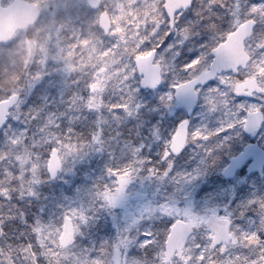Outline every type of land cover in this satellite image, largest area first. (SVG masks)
<instances>
[{"label":"snow or ice","instance_id":"1","mask_svg":"<svg viewBox=\"0 0 264 264\" xmlns=\"http://www.w3.org/2000/svg\"><path fill=\"white\" fill-rule=\"evenodd\" d=\"M156 7L159 16L154 30L146 33L147 39L137 49L150 53V62L138 69L129 57L123 79L96 91L80 82L72 88L61 83L59 100L51 103L62 110H49L46 94L40 104L23 109V97L35 90V81L15 89V95L0 97V264H264V193H253L234 206L231 201L212 203L200 212L192 210L186 195L181 204L179 195L215 163L217 151L232 139L233 132H253L257 117L259 127H264V0H177L171 10L158 0ZM204 33L209 34L207 40ZM185 55L188 58L181 59ZM165 79L168 91L159 93L160 105L169 107L174 96H189L192 102H201V123L181 119L165 139L156 162L142 154L143 143L127 142L129 158L105 166L110 184L97 180L88 190L87 201L66 198V204L58 205L59 214L47 220L41 206L29 221L13 200L39 199L42 172L54 178L60 170H69L64 167L68 157L104 150L108 121L102 111L107 110L116 123L138 115L144 106L139 89L155 90ZM109 87L117 97L114 102L105 99ZM83 110L97 113L87 138L71 126ZM209 116L216 118L215 126L207 123ZM61 120L68 122L66 127L62 128ZM151 135L160 139L157 126ZM188 145L194 146L196 166L177 171L176 159ZM237 162L234 159L233 164ZM137 177L177 188L146 199L125 217L112 241L78 245L77 237L84 235L83 229L97 212H111ZM156 220L168 222L162 229H153L151 222ZM11 221L24 226L15 241L5 231ZM132 246L151 252V257H130Z\"/></svg>","mask_w":264,"mask_h":264},{"label":"rangeland","instance_id":"2","mask_svg":"<svg viewBox=\"0 0 264 264\" xmlns=\"http://www.w3.org/2000/svg\"><path fill=\"white\" fill-rule=\"evenodd\" d=\"M11 0H2L7 4ZM40 7L39 19L23 30H17L11 40L0 44V97L9 93L15 94L17 88L30 87L35 81V90L24 99L23 109L41 103V97L47 95L50 101L49 110H62V106L51 101L59 100L57 87L65 83L72 88L76 82L87 84L89 91H96L101 85L123 79L129 68V57L134 61L136 55L147 54L137 51L147 39L146 33L154 30L158 21V0H100L98 9L88 6L86 0H29ZM109 16L110 30L105 34L98 25L101 11ZM191 13L186 18H190ZM209 34L204 33L207 40ZM187 55L181 59H187ZM43 77V80H40ZM52 81L53 85L48 82ZM169 80L165 79L157 89L138 91V98L144 105L138 115L125 117L119 123L112 120L107 110L102 115L107 119L104 125V137L107 141L102 151L89 150L76 158L68 157L64 167L68 171L60 170L54 179L48 178L46 172L41 174V183L37 186L39 199L28 201L13 200L18 203L28 216L29 221L43 206L42 217L47 220L51 215L59 214L58 205L66 204V198L78 202L77 198L88 200V190L99 180L101 183H111L105 166L126 161L129 156L126 143H143L142 154L153 162L158 160V153L162 150L165 139L181 119L188 118L192 125L201 123L200 113L203 111L201 102L190 116L181 108L175 107L173 98L169 107L159 103V93L168 91ZM109 92L105 99L114 102L117 97ZM240 102V98H237ZM251 103L254 101L247 100ZM97 113L83 110L81 118L72 123V127L84 138H87ZM15 124V122H13ZM62 128L66 127V120L60 121ZM207 123L215 126L216 118L209 116ZM157 126L160 139H153L151 130ZM18 126V125H15ZM232 139L217 151L215 163H210L204 173L194 182L184 186L179 193L181 204L186 195L192 210L200 212L212 203L225 204L243 201L253 193H264V169L261 175L246 174L240 171L232 179H225L221 175L223 166L230 156L238 152L247 138L242 130L233 132ZM2 139V137H0ZM256 141L264 147V127H261ZM194 146L188 145L184 152L177 157L175 169L177 171L191 170L196 166L197 158ZM143 175V173H141ZM160 191H157V188ZM177 188L172 183L158 186L155 181H141L139 177L127 186L121 200L112 208L111 212L100 210L96 219L83 229L84 235L77 237V244L90 247L97 246L101 241H112L116 237L117 228L123 221L121 217L128 212H135L140 204L154 196L172 193ZM144 193L142 199L132 200L131 196ZM167 220L151 222L153 229H162ZM19 221H11L6 227L9 240L15 241L16 234L23 230ZM65 230L63 239L67 240ZM151 257V252H142L132 246L130 257Z\"/></svg>","mask_w":264,"mask_h":264},{"label":"water","instance_id":"3","mask_svg":"<svg viewBox=\"0 0 264 264\" xmlns=\"http://www.w3.org/2000/svg\"><path fill=\"white\" fill-rule=\"evenodd\" d=\"M87 4L92 9H98L100 6V0H86ZM177 0H164L165 7L170 10L175 7ZM40 7L29 0H11L7 4H2L0 0V44L11 40L12 35L17 30H23L35 23L40 17ZM98 25L102 31L106 34L110 30L109 16L106 11H101L98 16ZM134 62L139 69L142 65L150 62V53L144 55H136ZM142 89L145 88L141 87ZM15 95V94H13ZM175 107L183 109L187 116H190L194 111L197 101L192 102L189 96L175 97ZM187 119L188 118H184ZM254 123L257 124V128L253 132L244 131L245 135L249 137L250 141L247 142L240 151L232 155L227 164L223 167L221 174L225 179H232L236 172L245 167L247 174L257 173L260 175L264 168V147L258 145L255 141L256 136L261 127H259V117H257ZM238 160L233 164V161ZM57 177V176H56ZM54 177V178H56ZM50 178V179H54ZM144 194H135L131 198L132 200L143 198ZM132 214L131 212L125 213L121 221L125 220L126 216ZM67 230V229H66Z\"/></svg>","mask_w":264,"mask_h":264},{"label":"flooded vegetation","instance_id":"4","mask_svg":"<svg viewBox=\"0 0 264 264\" xmlns=\"http://www.w3.org/2000/svg\"><path fill=\"white\" fill-rule=\"evenodd\" d=\"M243 131V130H242ZM260 132V131H259ZM244 133V132H243ZM246 136V135H245ZM247 138V141L244 143V144H246L247 142H249L250 141V139L248 138V137H246ZM241 171H244V169L243 170H241ZM240 172V171H239ZM245 172V171H244ZM246 173V172H245ZM247 174V173H246ZM248 175H250V174H248ZM138 194H140V193H138ZM144 196H145V194H144ZM132 199V198H131ZM138 199V198H137ZM140 199H142V198H140ZM132 213H134V212H132Z\"/></svg>","mask_w":264,"mask_h":264}]
</instances>
